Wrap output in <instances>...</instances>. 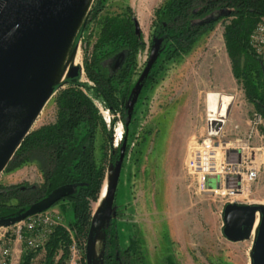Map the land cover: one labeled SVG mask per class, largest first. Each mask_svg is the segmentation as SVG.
<instances>
[{"label": "rangeland", "instance_id": "1", "mask_svg": "<svg viewBox=\"0 0 264 264\" xmlns=\"http://www.w3.org/2000/svg\"><path fill=\"white\" fill-rule=\"evenodd\" d=\"M165 1L103 0V11L84 32L79 33L87 19L86 13L68 46V52L78 53L80 67L79 77L72 79V83L81 85L111 132L106 151L100 131L95 135V160L105 167V177L98 200L91 204L92 216L99 213L95 219L91 264H104L103 231L110 221L116 225L120 252L130 241L136 244L137 251L127 264H167L168 259L173 264H252L256 238L253 228L245 229L239 241H228L223 235V218L218 214L222 201L209 195L195 194L185 170L189 149L205 135L206 118L210 114L207 111V94L219 95L217 114L225 117L223 130L226 142L243 136L249 129L252 114L256 112L247 101L241 84L232 75L223 40V27L229 20H220L199 36L186 51L163 65L152 87L144 84L142 88L139 80L146 71L155 40L154 12ZM126 14L134 18L139 29L136 35L144 45L135 56L130 81L119 95L125 110L124 115H120L109 111L94 95L92 84L85 77L83 61L91 58L104 18ZM263 20L260 18L256 26ZM260 62L264 70L261 59ZM65 65L68 66L67 71L72 67L68 58ZM66 79L53 85L57 90L42 107L31 131L55 121L54 97L58 90L68 86ZM125 122L129 125L126 133ZM258 133L264 137V119ZM263 142L258 137L252 142L251 147L256 149L255 165L260 168L259 179L249 187L245 196L236 198L242 205L264 207L263 150L257 151ZM116 149L123 152V159L114 202L110 212L105 213L107 192L119 162V159L115 163L110 162ZM5 168L0 173V186L3 188L41 186L43 183L40 163L36 160L25 162L10 172ZM7 204L16 205L17 201L11 199ZM61 204L46 211L59 215L66 225L71 209L67 205L61 212ZM2 227L8 230L5 236L8 241L3 246L8 250L7 263L18 264L23 242L14 240L11 225ZM73 250L71 248V264H85L77 247L74 246ZM42 258L43 253L38 254L33 264H39ZM113 262L124 264L120 254L115 255Z\"/></svg>", "mask_w": 264, "mask_h": 264}, {"label": "trees", "instance_id": "2", "mask_svg": "<svg viewBox=\"0 0 264 264\" xmlns=\"http://www.w3.org/2000/svg\"><path fill=\"white\" fill-rule=\"evenodd\" d=\"M103 9V0H94L79 33L84 32ZM154 17L155 40L152 46H156V53L139 80L140 87L143 88L144 84L152 87L165 63L186 51L217 22L228 19L223 27V40L232 75L241 84L247 101L264 119V70L249 45V37L257 22L264 18V0H166L154 12ZM134 27L131 15L106 16L93 45L91 58L83 61L85 77L92 84L94 95L104 102L109 111L120 115H124L125 110L119 95L128 85L135 56L144 45L140 36L135 34ZM120 57L122 60L118 64ZM66 81L68 86L58 90L54 97L55 121L31 131L5 168L10 172L25 162L36 160L40 163L43 183L41 186H0V222L12 220L58 193L57 201L41 212L62 202L59 206L61 212L68 205L71 217L66 225L52 229L43 250L30 251L23 244L18 264H33L40 253H43V258L39 264H70L73 245L87 264L89 243L94 239L95 218L91 204L98 200L105 177V167L95 160V135L100 131L106 151L111 132L81 85L72 83L70 79ZM124 129L125 133L128 132L127 123ZM119 157L120 150L116 149L110 162H117ZM11 199H15L17 204H7ZM103 234V263L114 264L115 255L120 254L124 264H127L130 256L137 251L135 242L130 241L127 248L120 252L113 221L106 224ZM27 235L23 232V237ZM167 264L173 262L168 259Z\"/></svg>", "mask_w": 264, "mask_h": 264}, {"label": "water", "instance_id": "3", "mask_svg": "<svg viewBox=\"0 0 264 264\" xmlns=\"http://www.w3.org/2000/svg\"><path fill=\"white\" fill-rule=\"evenodd\" d=\"M87 0H0V134L10 129L0 144V173L20 147L42 107L54 91L52 77L58 63L69 46L81 11ZM226 15V14H224ZM135 34H139L135 24ZM156 46L151 50L153 60ZM122 57L119 58V63ZM79 66L68 69L67 79H75ZM124 148V144L122 146ZM122 148V149H123ZM123 152L107 192L103 211L110 212L114 202L121 170ZM59 193L32 206L20 216L0 222L10 226L57 201ZM260 212L253 246L252 264H264V207L228 204L223 210V235L230 242L243 237L245 229L254 223ZM99 213L93 215L96 219ZM90 240L87 264H91Z\"/></svg>", "mask_w": 264, "mask_h": 264}, {"label": "built area", "instance_id": "4", "mask_svg": "<svg viewBox=\"0 0 264 264\" xmlns=\"http://www.w3.org/2000/svg\"><path fill=\"white\" fill-rule=\"evenodd\" d=\"M249 45L264 64V20L251 33ZM224 119L225 117L216 113L207 114L205 135L189 149L185 162V170L191 179L195 194L209 195L222 201L218 210L221 218L226 205H242L236 198L245 196L249 187L259 179L260 168L255 165L256 149L251 146L255 138L258 137L262 142L264 138L258 133V129L263 125V118L256 112L248 123V131L229 142L224 140ZM261 150V164L264 165V142L262 147L257 149L258 152ZM59 225H64L59 215L44 211L16 222L10 228L14 229V240L23 242L26 249L36 251L43 250L52 229ZM7 231L5 227L0 226V264H8V250L3 247L8 241L5 238ZM23 232L28 235L23 237ZM71 248L73 250L74 245Z\"/></svg>", "mask_w": 264, "mask_h": 264}, {"label": "bare ground", "instance_id": "5", "mask_svg": "<svg viewBox=\"0 0 264 264\" xmlns=\"http://www.w3.org/2000/svg\"><path fill=\"white\" fill-rule=\"evenodd\" d=\"M92 1L93 0H87L84 8L81 11L80 21L78 22L76 29L79 26L80 22L83 20L86 13H88L89 8L92 4ZM76 29H75V31H76ZM68 49H69V47H67L66 50L64 51V53H63V55H62V57L58 63V66H57L56 70L54 71V74L52 77V84L62 83V81L65 79L67 67H68L65 65V61L67 60V58L69 59V62L71 63L72 66H79L78 53L76 51L70 53V52H68ZM206 101H207V111L209 113H216L217 114L218 110H219V95L215 94V93H209L206 96ZM9 131H10V129H6V131H4L0 134V144H2L3 140L6 138ZM259 221H260V212H256L254 215V223L251 226L253 228V234H256V230H257Z\"/></svg>", "mask_w": 264, "mask_h": 264}]
</instances>
